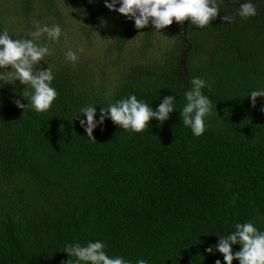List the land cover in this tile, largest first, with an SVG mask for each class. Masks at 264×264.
<instances>
[{
  "label": "trees",
  "instance_id": "obj_1",
  "mask_svg": "<svg viewBox=\"0 0 264 264\" xmlns=\"http://www.w3.org/2000/svg\"><path fill=\"white\" fill-rule=\"evenodd\" d=\"M220 7L205 28L170 26L174 42L163 58L125 63L111 88L88 85L71 64L55 70L59 96L46 112L16 106L28 103L18 80L0 87V264H65L68 245L96 239L133 264H215L223 254L206 249L218 234L245 221L264 230V97L253 107L248 96L264 88V4L248 19L231 0ZM228 14L233 23L220 19ZM141 30L155 31L129 25L115 38L122 46ZM197 76L214 105L199 137L179 111ZM133 93L154 109L174 94L177 110L139 133L108 119L94 129L97 142L73 118L99 104L98 118Z\"/></svg>",
  "mask_w": 264,
  "mask_h": 264
},
{
  "label": "clouds",
  "instance_id": "obj_2",
  "mask_svg": "<svg viewBox=\"0 0 264 264\" xmlns=\"http://www.w3.org/2000/svg\"><path fill=\"white\" fill-rule=\"evenodd\" d=\"M104 2L110 10L134 20L137 29H143L151 24L156 31L161 32L172 25L174 20L177 23L190 20L192 25L205 28L218 18L220 4L225 3V0H104ZM231 3L236 7L239 17L248 19L258 15L259 5L264 4V0H244L243 3L241 0H231ZM220 19L234 22V17L230 14ZM64 34L60 23L40 24L38 21L35 22V31L20 37L10 34L7 30L0 31V69L11 66L12 70L0 71V87L6 83L15 84L18 80L29 89L21 93L28 103L15 99L17 107L43 113L48 111L58 98L59 93L53 86L56 76L49 63V58L53 55L50 44L59 43ZM42 37L45 38L43 41ZM83 51V48L78 50L68 48L64 56L67 61L75 64ZM41 61L48 64L47 68L41 65ZM189 83L191 87L184 94L187 102L179 111L182 123L192 130L194 136L199 137L206 131L208 126L206 118L212 114L214 105L203 92L204 88L210 87L205 79L197 76ZM248 96L255 107L257 97H264V88L253 89ZM175 100L174 94L164 96L154 109L133 93L109 103L107 108L101 107L98 118L96 105L99 104L80 107L73 118L79 120L87 137L97 142L93 135L94 129L104 125L106 120L111 119L120 128L139 133L150 125L153 118L161 123L168 120L170 114L177 110ZM218 236V242L206 249L210 254L214 251L223 254V261L217 259L215 264H233L234 259H237L239 264H264V230H261L254 221L235 223L234 231L226 236L220 234ZM236 244L241 247L238 251H233V245ZM106 249L107 242L101 239L89 240L86 244L79 242L70 244L65 248L70 257L65 264H80L81 261L88 264H133L132 260L123 255H109ZM72 257L76 258L74 262ZM135 264H150V261L137 258Z\"/></svg>",
  "mask_w": 264,
  "mask_h": 264
},
{
  "label": "rangeland",
  "instance_id": "obj_3",
  "mask_svg": "<svg viewBox=\"0 0 264 264\" xmlns=\"http://www.w3.org/2000/svg\"><path fill=\"white\" fill-rule=\"evenodd\" d=\"M93 9L96 19L88 11ZM118 7V6H117ZM95 19V20H94ZM40 24L60 23L64 35L59 43H51L53 55L49 63L53 71L66 65L82 68L88 85L97 81L111 88L117 78V70L127 62H158L174 42L170 26L147 35L141 30L120 46L115 38L116 30L134 25L124 14L110 10L104 0H0V31L7 30L15 36L35 31V22ZM30 38V37H25ZM45 38L42 37L43 41ZM83 48L79 60L72 64L64 52ZM47 68L48 64L41 61ZM0 71L11 72V66ZM93 88V87H91Z\"/></svg>",
  "mask_w": 264,
  "mask_h": 264
}]
</instances>
